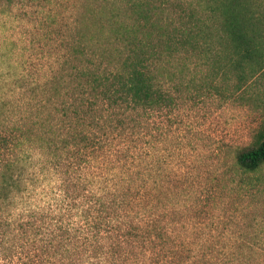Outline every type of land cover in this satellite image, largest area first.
Listing matches in <instances>:
<instances>
[{"label": "trees", "instance_id": "1", "mask_svg": "<svg viewBox=\"0 0 264 264\" xmlns=\"http://www.w3.org/2000/svg\"><path fill=\"white\" fill-rule=\"evenodd\" d=\"M178 46L212 52L228 69L264 70V0L96 2L78 23L59 69L42 87L48 84L54 91L47 111L25 110V115L12 118L9 108L0 105L2 202L37 195L35 188L47 175L62 180L79 173L75 181H62L70 191L80 186L83 194L93 184L90 205L81 212V227L88 232L72 234L62 226L58 230L45 221H54L50 207L30 208L42 223H31L35 233H47L46 248L91 249L110 264H160L155 248L171 253L186 249L181 246L202 214L197 207L182 206L180 198L191 195L184 186L177 184L179 199L163 200L162 181L168 172L154 167L156 142H143L144 118L177 108L178 99L161 82L157 65L163 49ZM53 97L57 106L50 101ZM86 168L94 171L92 182L83 175ZM263 170L264 120L251 142L235 151L232 172L239 177L238 185L252 193ZM96 179L101 182L94 184ZM257 239L246 241L260 248H240L242 261L264 264V238ZM200 246L188 248L186 259L197 252L199 264H224L220 259L229 260L233 249L206 248L207 256Z\"/></svg>", "mask_w": 264, "mask_h": 264}, {"label": "rangeland", "instance_id": "2", "mask_svg": "<svg viewBox=\"0 0 264 264\" xmlns=\"http://www.w3.org/2000/svg\"><path fill=\"white\" fill-rule=\"evenodd\" d=\"M104 1L0 0V105L9 108L12 118L25 115V110L29 114L47 111V99L54 91L48 84L44 90L43 85L59 69L83 15ZM162 53L157 74L178 99L177 108L170 114L145 117L143 142H156L159 155L154 167L168 172L162 181L163 200L179 199L178 186H184L191 195L180 198L182 206L197 207L202 215L181 246L186 249L171 253L169 248H155L154 253L162 259L160 264H199L197 252L195 258L186 259L191 255L188 248L197 250L201 245L209 256L206 248L227 246L233 248L230 259L220 262L250 264L242 261L240 248L249 252L248 248L262 246L249 242L264 238V170L252 193L238 185L239 177L232 170L235 151L251 142L264 120V70L228 69L212 52L200 54L199 48L178 46ZM180 82L182 86L177 85ZM52 100L57 106L55 97ZM93 172L84 170L88 182L94 179ZM174 173L182 177L177 179ZM80 176L61 178L75 181ZM41 180L35 196L13 197L16 203L0 199V264H110L91 249L55 248L57 244L46 248L47 233L45 229L35 233L31 223L38 222L30 208L50 207L54 221H45L58 230L62 226L72 234L81 229L88 232L81 227L85 224L81 212L90 205L93 184H87L83 194L80 186L67 190L68 183L63 185L57 176Z\"/></svg>", "mask_w": 264, "mask_h": 264}]
</instances>
